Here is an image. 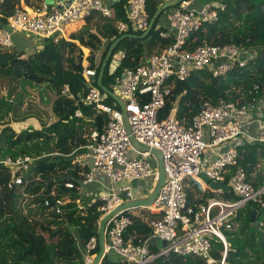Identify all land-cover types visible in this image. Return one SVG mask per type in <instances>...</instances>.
<instances>
[{"label": "built area", "instance_id": "2783aa9c", "mask_svg": "<svg viewBox=\"0 0 264 264\" xmlns=\"http://www.w3.org/2000/svg\"><path fill=\"white\" fill-rule=\"evenodd\" d=\"M149 1H126L128 20L117 24L121 33L148 29L151 22ZM113 2L41 0L30 5L20 2L8 15L0 8V17L7 21V27L0 29V46L12 47L15 32L28 33L42 40L67 39L65 28L73 22L84 21L94 14L112 18ZM225 7L222 0L202 3L200 0H182L165 12L167 26L159 22L157 28H160L162 38H172L173 42L161 52L150 55L140 66L125 68L114 77L112 91L124 102V111L117 101L106 102L108 94L94 83L96 69L83 64L88 92L82 102L105 117L101 128L91 132L85 146L87 152L78 159L81 166L88 168L81 184L86 186L98 181L95 171L109 178L108 186L105 185L104 192L98 197V210L103 216L121 204L150 196L152 192L142 196L137 195L139 191L135 194L134 185L136 180L151 179L155 188V183L160 180V170L158 157L152 150L163 154L166 179L153 203L147 207L159 214L149 222L153 228L152 236L142 244L126 240V231L134 224L133 217L126 213L128 210L114 214L107 221L106 253L115 252L122 264H150L156 257L173 253L201 257L208 264H226L229 244L223 228H231L238 210L246 203L254 202L264 207V185L257 188L249 180L239 161L237 147L252 142L264 144L263 98L254 97L245 104L225 98L216 103L204 101L190 123L177 118L176 106L167 117L159 118L174 87L171 79L187 81L195 70L202 68L211 70L214 77H225L233 68L245 67L255 54L252 48L233 43L189 45L190 35L205 23H215L219 10ZM62 92L69 93V85H64ZM76 116H83L81 109ZM33 161L29 154L7 156L0 159V165L9 168L13 185L23 182L21 173L27 172ZM203 176L212 182H223L225 187L211 186L220 198L212 197L195 209L189 205L185 181L192 178L201 183ZM66 187L73 188L74 183L67 182ZM224 194H232L238 199H227L221 196ZM76 201L81 204L80 199ZM45 204L53 206L58 213L64 211L61 198L53 203L47 199ZM153 238L168 243L157 253H152L149 244ZM215 238L225 246L219 261L212 255ZM97 244L96 236L86 243L85 264L93 262Z\"/></svg>", "mask_w": 264, "mask_h": 264}, {"label": "trees", "instance_id": "16d2710c", "mask_svg": "<svg viewBox=\"0 0 264 264\" xmlns=\"http://www.w3.org/2000/svg\"><path fill=\"white\" fill-rule=\"evenodd\" d=\"M21 1L0 0V8L4 15H8ZM29 1L25 0L26 3ZM126 1L113 2L112 18L94 14L87 18L88 21H96L90 28L74 32L70 38L66 32L68 40L46 38L43 46H37L30 54L9 51L7 47L0 46V71L10 77L24 78L37 84L49 82L56 96L52 106L55 117L49 124L43 125L39 120L35 124L30 118L24 122H14L15 128L11 124H5L0 130V153L4 147L14 154L12 157L26 154L25 150L30 142H53L46 153L39 151L33 157L31 168L21 173V184L11 185L9 168L0 165V264H85V245L90 237L98 238L103 216L98 210L100 201H88L83 206L76 201L81 198L79 189L83 186L81 183L88 171L78 159L87 152L85 146L90 141L91 132L95 128H101L105 115L82 102L88 92V83L82 68L78 67L83 52L76 42L78 40L86 46L83 47L86 53L91 50L90 66L96 69L94 83L97 85L99 71L109 46L123 34L117 24L128 20ZM165 1H149L151 18ZM222 2L226 3V7L219 10L218 20L213 24L205 23L193 32L188 38L189 45L194 47L204 42L214 45L233 43L246 49L252 48L255 54L245 67L237 66L225 77H214L211 70L202 68L195 70L187 81L171 79L174 87L160 111V119L167 117L175 106L177 118L190 123L204 101L216 103L225 98L245 104L254 97L264 99V0ZM170 9L161 12L145 38L126 37L119 42L103 76V83L107 87L113 88L115 75L123 69L140 66L150 55L161 52L173 42L172 38H162L159 35L160 28H157L161 17ZM4 27H7L6 18L0 17V29ZM143 32L128 31L132 34ZM10 48L13 49L14 45ZM114 57L119 61L115 70L111 71L110 65ZM83 64H87L86 59ZM66 84L70 87L67 94L62 92ZM106 102L112 104L114 100L108 96ZM5 103L13 105L10 101ZM80 109L82 117L76 116ZM32 125L35 126L34 129ZM237 147L239 161L246 169L249 180L257 188L263 186L264 144L252 142ZM7 156L11 155H2L0 159ZM187 181L185 190L188 202L195 209L199 203H207L215 195L210 190L202 191L196 180L192 179L195 187ZM67 182L74 183V187H66ZM224 197L238 199L232 194H225ZM57 198L63 200L62 213L45 204L47 199L53 203ZM134 210L138 211V215H134L131 210L126 212L133 217L134 224L127 229L125 238L135 244H142L152 236L153 228L149 222L158 218V214L149 208ZM254 212H257V219L256 222H251ZM45 216L52 229L42 226V230H39L33 219ZM223 231L229 244L226 264H264V207L254 202L246 203L238 210L231 228L224 227ZM149 248L152 253L159 251L154 243L149 244ZM99 250L98 243L95 253ZM224 250L223 242L218 238L213 239V257L219 261ZM101 264L122 263L118 258L114 259L112 252H108ZM150 264L208 263L201 257L173 253L156 257Z\"/></svg>", "mask_w": 264, "mask_h": 264}, {"label": "rangeland", "instance_id": "374dc122", "mask_svg": "<svg viewBox=\"0 0 264 264\" xmlns=\"http://www.w3.org/2000/svg\"><path fill=\"white\" fill-rule=\"evenodd\" d=\"M41 0H30L28 5L30 4H37ZM49 2H53V0H48ZM115 1V0H112ZM167 1V0H166ZM209 0H200V3ZM217 1V0H215ZM21 3H26L25 0H22ZM27 4V3H26ZM95 19L88 21L87 19L81 22H73L66 26L65 31L68 32L67 36L70 38V35L77 31H83L86 28H90L94 25ZM73 27V28H72ZM37 36H32L28 33L23 32H15L12 35V41L14 44V48H7L9 51H16L24 52L25 54H30L32 51L36 49V47H41L38 44L43 43L42 39H37ZM68 40V38L66 39ZM71 40V39H70ZM83 52V56L80 61L86 59L87 64H90V54L91 50L86 53L80 41L77 40L76 42ZM255 52V51H254ZM88 54V55H87ZM99 54V53H98ZM121 54V53H119ZM117 56V55H116ZM115 56V57H116ZM113 58V61L110 65V70L112 71L115 67L114 61H117V58ZM97 55V60H98ZM55 92L53 87L49 84V82H43L41 84H37L35 82L29 81L24 78H13L4 73V71H0V130L5 124H11L12 127H16L14 122H24L26 119H31L35 124L38 120L43 124L47 125L54 120V113L52 110L53 102L55 99ZM6 101H10L13 105L10 106ZM34 129L35 126L32 125ZM4 144L3 142L1 143ZM53 142L49 143L48 141L40 140L35 142L28 143V147L26 148V154H30L31 156L38 155V152L41 151L42 153H46L49 146H52ZM20 147V146H19ZM34 147V148H33ZM4 155H13L7 149H2L0 156ZM160 170V169H159ZM95 178L101 182H103L106 186L109 184V178L104 176L101 172L95 171ZM188 183L195 187V182H192V178L187 179ZM156 185V183H155ZM91 187L92 185L88 186L87 188ZM134 187L139 191L137 193L138 196H142V194H150L153 191L154 183L151 182V179L147 180H136ZM86 188V189H87ZM81 189V188H80ZM79 191L81 192V190ZM84 189V192H86ZM197 189V188H196ZM152 190V191H151ZM96 193H100L97 191ZM85 194V193H83ZM213 197L220 198L219 195L215 194ZM96 197H90L88 195H83L81 206L85 205L88 201H94ZM143 209L142 207H139ZM131 210L130 212H133ZM47 216L45 217H36L33 219V222L42 230V226L46 228L52 229V227L46 221ZM160 250L163 246L160 244L161 240L157 238H153L151 240Z\"/></svg>", "mask_w": 264, "mask_h": 264}, {"label": "water", "instance_id": "95a60500", "mask_svg": "<svg viewBox=\"0 0 264 264\" xmlns=\"http://www.w3.org/2000/svg\"><path fill=\"white\" fill-rule=\"evenodd\" d=\"M181 1L182 0H167V1H165L163 4H161L158 7L156 13L151 18V22H150V25H149L147 30H145L142 34L124 33L120 37L115 39L113 41V43L109 46L108 52H107V54L103 60V63L101 65V68L99 71L97 83H98L99 87L104 92H106L108 94L109 97H111L113 100L118 102L122 111L125 110L124 102L112 91V89H110L109 87H107L103 83V76L105 73V69H106L107 65L109 64L110 58L113 54V51L115 50V48L117 47L119 42L126 37L142 38V39L145 38L149 34L151 29L153 28V25L156 22L158 16L161 14V12L165 11L166 9H169V8L176 6ZM78 67L83 68L82 61H80L78 63ZM125 124L127 126L128 131L130 132V128H129L127 120H125ZM131 138H132L133 142L135 144H137V142L134 140V138L132 136H131ZM141 148L146 149L145 147H141ZM152 151L157 155L158 161H159V169H160V180H159V182L156 184L154 190L152 191V193L150 194V196L148 198L139 199V200H132V201L126 202V203L121 204L120 206L116 207L115 209L111 210L109 213L105 214L104 216H102V218L100 220L99 231H98V243H99L100 250L96 254V256H95V258L91 264H101L103 258L107 254L106 253V234H105V232H106V224H107V221L109 220V218L111 216H113L114 214L122 211V210H131L134 208L150 206L153 203V201L155 200V198L157 197L161 187L163 186L165 179H166L163 154L159 150H152ZM256 219H257V212H254L251 216V222H256ZM167 243L168 242L166 240H161V242H160V244L163 247L166 246ZM150 244H153V242L150 241Z\"/></svg>", "mask_w": 264, "mask_h": 264}, {"label": "crops", "instance_id": "0c3cea01", "mask_svg": "<svg viewBox=\"0 0 264 264\" xmlns=\"http://www.w3.org/2000/svg\"><path fill=\"white\" fill-rule=\"evenodd\" d=\"M198 5V4H197ZM160 24H162V25H164V26H167V20H166V15L165 16H163L162 18H161V21H160ZM39 46H43V43H41V44H39ZM209 179L208 178H206L205 176H203V178H202V180H201V183H199V188L202 190V191H204V190H210V191H212L213 193H215V194H217V195H219L218 193H216V192H214L213 190H212V188H211V186L212 187H214V188H216V187H225V185H224V183L223 182H214L215 184H213L211 181L209 182L208 181ZM90 184L92 185V188L91 187H89V188H87L88 186H90ZM90 184H88V185H86V186H82L81 187V192H80V195H81V198H79L80 199V201L81 202H83L82 201V197H83V195H88V196H90V197H96L95 199H98V197L104 192V190H105V184L103 183V182H101V181H96V182H94V183H90ZM87 188V189H86ZM84 189H86V192H84ZM97 191H99L100 193H96ZM135 194H136V192L138 191L136 188H135ZM83 193H85V194H83ZM225 195V194H224ZM224 195H221V196H223L224 197ZM212 198V197H211ZM210 199V198H209ZM142 208H147V207H142ZM135 209V208H134ZM132 210V209H131ZM152 211V210H151ZM153 212V211H152ZM154 213H156V212H154ZM133 214L134 215H138V211H136V210H134L133 211ZM158 214V213H157ZM130 215V214H129ZM157 217H159V214H158V216ZM112 256L114 257V259H117L118 258V255L115 253V252H112Z\"/></svg>", "mask_w": 264, "mask_h": 264}, {"label": "bare ground", "instance_id": "6f19581e", "mask_svg": "<svg viewBox=\"0 0 264 264\" xmlns=\"http://www.w3.org/2000/svg\"><path fill=\"white\" fill-rule=\"evenodd\" d=\"M119 59L117 58V61H114V65L116 66L118 64Z\"/></svg>", "mask_w": 264, "mask_h": 264}]
</instances>
